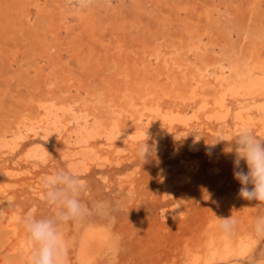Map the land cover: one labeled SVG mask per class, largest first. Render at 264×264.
<instances>
[{
	"label": "rangeland",
	"instance_id": "rangeland-1",
	"mask_svg": "<svg viewBox=\"0 0 264 264\" xmlns=\"http://www.w3.org/2000/svg\"><path fill=\"white\" fill-rule=\"evenodd\" d=\"M7 1L0 0V20L3 19L0 22V135L11 140L16 134L18 118L23 115L37 117L43 103L78 106L90 94L88 97L92 102L88 105L92 106L103 87H107L109 95L114 92L119 83L113 76L114 70L102 71L99 66L110 68L112 63L109 61L117 56L125 59L131 71L146 70L155 76L163 75L157 80L171 83L172 87L177 84L181 88L185 81L188 85L207 84L215 90L207 112H200V115L197 112V119L188 127L168 129L158 137L148 135L141 142H146L150 149L146 162L137 155L139 145L119 153L102 142L96 147L105 160L90 165L86 172L72 167L86 181L87 192L82 200L89 208V214L82 221L61 225L67 241V264H194L195 257L204 255V249H201L204 248L203 230L207 227L215 229L220 223L218 218L231 216L237 221L234 233L245 238L244 256L229 263L214 264H256L257 254L264 249V240L257 242L254 238V226L257 218L264 216V204L257 205L256 201L239 197L241 185L233 176L235 154L227 151L234 146L243 128L264 140V93L256 95L257 100L244 96L230 98L225 108L230 112L225 124L210 121V117L214 113L212 102L221 90L231 81H240L249 67L253 69L259 52L264 55V0L244 4L242 0H98L95 7L80 14L70 9L67 0H50L54 5L50 4V8L55 11L52 22L53 29L58 31L56 34L47 27L43 4L36 7L35 0H27L26 8H20L21 4L13 11L2 4ZM253 1L256 3L254 8ZM159 3L162 5L160 10L156 7ZM185 9L191 10L190 15L185 14ZM249 9H253L252 21L246 15ZM79 15L91 20L93 40L84 35L80 40L75 35ZM64 17L67 20L61 23ZM22 26H26L25 29ZM74 48L81 55L78 53L77 56ZM77 58L87 66L90 64L93 70L95 68V82L91 81L94 73L89 74L90 67L78 72ZM69 65L75 71L72 80L67 74ZM172 87L169 99L163 104L164 114L193 117L192 111L197 107L194 104L183 106ZM186 107L188 114L182 112ZM242 109L245 117L250 116L244 124L234 117ZM93 110V107L88 109L91 122L102 117L106 124L109 123L110 118L104 113ZM144 118L138 125L141 129L148 123ZM118 121L122 127L136 125L128 113L120 116ZM42 131L26 132L24 138L17 141L15 150L0 145V209L7 212L10 219L0 225V264H29L30 248L20 218L33 209L40 216L52 214L49 206L40 199V177L73 163L72 149L67 148L73 145L51 132ZM218 134L224 135V142H220ZM157 138L159 142L155 140ZM35 145L43 149L44 159H27L28 151ZM241 166L247 171L243 161ZM13 171L15 176H11ZM204 194L209 195L208 201L202 200ZM227 196L231 198V206L221 213L219 201ZM98 203L107 206L103 212L96 210ZM10 223L13 226L9 229ZM215 236L224 237L221 232ZM22 239L25 240L21 246H16ZM84 249L86 256L81 253ZM93 254L96 257L93 258Z\"/></svg>",
	"mask_w": 264,
	"mask_h": 264
},
{
	"label": "bare ground",
	"instance_id": "bare-ground-1",
	"mask_svg": "<svg viewBox=\"0 0 264 264\" xmlns=\"http://www.w3.org/2000/svg\"><path fill=\"white\" fill-rule=\"evenodd\" d=\"M28 1H30V0H28ZM155 1H158V0H155ZM197 1H200V0H197ZM197 1L194 2V3L197 4ZM19 2H21V3H19ZM26 2H27V0H8L7 2L2 3V4L5 6V8L6 7H9V8H12V10H13L14 7H18L21 4L22 5L20 6V8L22 6L26 8L27 7V5H26L27 3ZM184 2H187V0L184 1ZM248 2H251V0H242V4L248 3ZM40 4H43L44 9H45V10H42V12H44V11L47 12L45 14V16L47 18V22H48L47 25H49L47 27L50 28V31H52V34H56V32H58V31L56 29H53V28H55V26H54V23L52 22V21H54L53 19L55 17L54 16L55 13H53V12H55V11L52 12L51 11V8H50V6H51L50 4H52V2L50 0H35V6L36 7H39ZM255 5H256V3L253 1L252 2V7L254 8ZM52 6H54V5L52 4ZM154 6H155V4H154ZM189 6H190V4H189ZM156 7L158 8V10H160V8L162 7V5L159 3V4H157ZM190 9H185V14L187 16L190 15V11H191ZM197 11H200L201 12L202 10H197ZM63 13H64V11H63ZM6 14H9V13H6ZM21 14H23V13H21ZM24 14H25V12H24ZM238 14H240V13H238ZM163 15H165V14L163 13ZM236 15H237V13H236ZM246 15L248 17V20L249 21H252L253 20V15H254L253 9L247 10ZM211 18H212V15H211ZM1 20H3V19L1 18ZM1 20H0V22H1ZM64 20L66 21L67 18H65V17L62 18L60 20L61 23ZM79 21L80 22H79L78 27H76V31L74 30L75 31V35L77 36V38L81 40L82 36L84 35V36L89 37V38H91L93 40L95 34H94V26L92 25L91 20H88V18H86L83 15H79ZM258 21H260V20H258ZM25 22L26 21H24V23ZM209 23H211V22H209ZM25 24H22V25H25ZM217 24H218V22H217ZM16 25H17V23H16ZM19 25H21V23H19ZM44 25H45V23H44ZM252 25H254V24H252ZM18 26H17V29H18ZM24 27H26V26H24ZM24 27L22 26L21 28H24ZM256 27H257V25H256ZM259 27H261V26H259ZM10 30H12V29L10 28ZM49 32H48V34H49ZM198 33L200 34V32H198ZM189 34H190V31H189ZM245 36H243V37H245ZM172 37H174V36H172ZM48 38H50V37H48ZM175 38L177 39V37H175ZM56 39H57V37H56ZM116 45H117V43H116ZM241 46H242V44H241ZM251 47H253V46H251ZM78 48H79V46H78ZM89 48H92V47H89ZM71 50L73 51L72 48H71ZM75 50H76L75 53L78 56L81 52L79 53V50H77V49H75ZM81 50H83V49H81ZM247 50H248V48H247ZM92 51H90V52H92ZM162 51H160V52H162ZM181 51H183V50H181ZM87 52H89V50ZM83 54H84V52H83ZM246 54L248 55L247 51H246ZM258 54H259L258 56L256 55V57H257V59H256V66H254L253 69L250 70V67H249V70H247L248 67L245 66L247 68L246 69L247 71L245 72V74H243V76L241 75L242 78L240 79V81L239 80H238L239 82L237 80H236L237 82H232L231 81L230 83H228L225 86V88L223 90H221V93L219 94V96L217 98L215 97L216 99L213 98L214 100H213L212 104H213L214 110H212V111H214V113L210 117L211 118L210 121H214L215 120V121H218V123L223 122L224 124H225V121L227 122L226 119L229 118L228 116H229V113L230 112L228 113V111H226L227 109H225V108H227L226 105H228L227 102L229 101L230 98L233 99L234 96H240V98H241V96H244L246 98L247 97H252V98L254 97L255 98L256 95L261 94V93H264V55H263V53L260 54V52ZM157 56H158V53H157ZM161 56H162V54H161ZM230 56H231V54H230ZM248 57H249V55H248ZM93 58H94V56H93ZM77 59H78V61H77V63H78V69L77 70H78L79 73H80V70L81 71L83 69L84 70H87V69H89L88 67L91 66L90 64H89L90 66L89 65L87 66V63L86 64H83V63H81V61H80L79 58H77ZM150 59H152V58H150ZM236 60H238V59H236ZM249 60H248V63H250ZM90 62H91V60H90ZM146 62H147V60H146ZM155 62H156V60H155ZM172 62H173V60H172ZM225 62H227V61H225ZM109 63H112V66L110 68H106L105 66L104 67L103 66H99V69H101L102 71H106V70L107 71H111V70H114L113 71V74H114L113 76H115V78L119 82L118 84H116V88H115V91L114 92H112L109 95V94L106 93L107 92V87L106 88L103 87L104 90H101V92L99 94L100 96H98V98L96 99L95 102L93 101L94 104L92 106H89L88 105V104H91L90 102H92V99L88 97V95H90V94H88L87 97H85L84 100L80 101V105H78V106H76V105L75 106H70L69 104L66 105V104H63V103H62V105H60V104L57 105V104H55L53 102H51V103H49V102L48 103H43L42 106H41V109L37 112V114H38L37 117H34L33 118V117H29V116L26 117V116L23 115V116H21V117L18 118V121L16 122V125H15V132H16V134L13 135V139L12 140L10 138H8L7 136L0 135V139H1L0 140V145H2L3 148H11V150L12 149L15 150L17 148V144H18L17 141H19L20 139L24 138V134L26 132L33 131V130H37V129H39V130L41 129V131L43 130L42 131L43 133H44V131H45V133L51 132V133L55 134L57 137H60V138L62 137L63 139H65L66 140V143L68 145H73V147H68L67 146V148H69L70 150L72 149L71 152H73V156L71 155L72 156L71 157L72 158V162H73L71 167H73L75 170H80L82 172L84 170L86 172L88 170V168H89L90 165L97 164L98 162L103 161V159L104 160L106 159L104 157V155L101 154L97 150V147L96 146L98 144H101L103 142L104 145H105V147L106 146H110L113 149L117 150V152H119V153H122V152L125 153L124 151L127 150L126 148L131 147V146L134 147V146L140 145L142 141H145V139H147V136L148 135L155 134V136L158 137V135L162 134L163 131L168 130V129H173V128H176V127H182V128L185 127L186 128V127L189 126V124L191 122H193V121H195L197 119V118L195 119L197 112H198V114L200 112H201V114L202 113L205 114L207 112V109L209 107L208 104H209V100L211 98V94H213L214 91H215L213 88L209 87V85L207 86V84L204 85V84H201V83L196 82V81H195L196 83L194 85H192L193 83L191 85H188V84H185V81L183 80L184 83L181 85V88H178V85L177 84H175V85L173 84L174 86L172 87V86H170L171 83H164V82H162L160 80H157L158 77H162L163 75L155 76V75H152L149 71H146V70H143V71H140V72L139 71H136V72L131 71L132 69L127 64V62L125 61V59L122 58V56L115 57L113 60H110ZM243 63H245V62H243ZM26 64H27V62H26ZM68 64H71V63H68ZM168 64H167V66H168ZM253 64L255 65V63H253ZM235 65H237V64H235ZM94 66H96V65H94ZM170 66H172V65H170ZM224 66H226V65H224ZM239 67H240V65H239ZM96 68H97L96 70H98V67H96ZM181 68H183V67H181ZM171 69H172V67H171ZM89 70H91L90 73H89L90 75H92L94 73L93 76H92L93 78L91 77L92 78L91 81L93 83V81L94 82L96 81L95 80V77H96L95 75H97V74H96V72H94L95 68L93 70L90 67ZM27 71H30L29 68L27 69ZM42 71H43V69H42ZM68 71L69 72L67 74L70 77L69 79L72 80V78L75 77V71H74V69L70 68V65L68 67ZM218 72H220V71H218ZM221 72H222V70H221ZM235 72H237V71H235ZM238 74H240V73H238ZM216 75H217V73H216ZM184 76H185V74H184ZM238 78H239V75H238ZM104 79H106V78H104ZM232 79H234V78H232ZM187 80L189 81V79H187ZM205 80H207V79H205ZM200 81H202V80H200ZM111 82L112 81H110V83ZM90 84H91V82H90ZM111 87H112V85H111ZM170 87H172L175 90V95L177 96V98H179V99H177V98L176 99L179 100L183 106H187L189 104H194L197 107L196 110H193L192 111L193 112V117H186L184 115L182 118H178L173 113H170V115L169 114H167V115L164 114V112L162 110L163 109V104H164V101H166L167 99H169V97L171 95ZM108 88H110V87H108ZM89 91H91V90L89 89ZM87 93H89V92L87 91ZM260 97H262V96H260ZM235 99L237 100L238 98H235ZM42 100H43V98H42ZM247 101H249V100H247ZM252 101H253V99H252ZM238 102L240 103V101H238ZM238 102L236 101L237 104H239ZM244 102H245V99H244ZM242 103H241V105H243ZM247 103H245V104H247ZM253 105H254V103H253ZM259 106H260V103H259ZM89 107H93L94 108L93 111H96V113H97V111L104 113L107 116L106 118H110L109 123L106 124L105 123V119H103L102 117H99V118L95 119V121L91 122L92 120L90 121V119H89L90 116L88 114ZM187 107H186V109L183 108L184 110L182 112L184 114H188L186 112L188 110ZM228 107H230V106H228ZM244 107H247V106H244ZM254 108H255V105H254ZM181 109H182V107H181ZM256 109H255V111H256ZM189 110H190V108H189ZM261 111H263V110H261ZM261 111H259V112H261ZM168 112H170V111H168ZM124 113L130 114V117L132 119V122L134 124H136V125H134V126L133 125L132 126L130 125L131 126L130 128H128L127 126H123L122 127L119 124L118 118L120 116H122ZM262 114H264V113H262ZM144 117L147 118L148 123H147V126L146 127H144L143 129H141V127L138 126V125H140V124L143 123V120L145 119ZM234 117H236L235 119L238 120V122L241 123V124L246 123L247 120H249V118H250L249 115H247L246 117L244 116L243 109H242V111H237V113H236V115ZM262 121H264V119H262ZM262 123H263L262 126H264V122H262ZM236 124H238V123H236ZM45 135L48 136L47 134H45ZM155 140L157 142H159V139L158 138L155 139ZM11 143H12V145H11ZM192 146L195 148V144H192ZM120 151H122V152H120ZM35 157L41 158V159H44V157H45V153H44L43 149L40 148V147H38V146H36V145L33 146L32 148H30V150L28 151L27 159H29V158H35ZM12 173H13V175H11V176H15V172L13 171ZM30 186H31L32 189H36V187L34 185H30ZM208 198H209V195L206 194L205 196L202 197V200L203 201H208ZM219 202L221 203V206H222V209L221 208L219 209L221 213L223 212V210H224V212H226V209H228L229 206H231L230 205L231 204V198H229L228 196L227 197H224V198H221ZM1 208H3V207H1ZM6 211H8V209ZM9 213H10V211H9ZM3 223H5V221H0V225H3ZM11 226H13V223H10V224L7 225V227H9V229H10ZM4 228H6V227L4 226ZM210 228L209 227L205 228L203 230L204 231V234L201 233V234H203V238L201 240H202L203 245H204V248H201V249H204V255L203 256H197V257H195L194 264H214L215 262L225 263V262H228L230 260L240 259V258H242L244 256V247H243V245L245 243V238H243L240 235L236 234V232L233 233L232 235L228 236V237L218 238L215 235L220 232V230L218 229L219 227L215 228V229H218V230L210 229ZM200 236L202 237V235H200ZM8 237H10V236H8ZM198 239H200V238H198ZM24 240L25 239H22V241L17 242L16 243V246H21V244H22V242ZM200 244H201V241H200ZM203 245L201 244L202 247H203ZM13 246H15V245H13ZM88 249L89 248L86 247V251H89ZM86 251L84 249V251L81 252V253H83V255H85L87 253ZM92 251H94V250H92ZM96 251H99V250L97 249ZM94 255L95 254L92 255L93 258H94ZM95 257H96V255H95ZM88 260H90V258Z\"/></svg>",
	"mask_w": 264,
	"mask_h": 264
},
{
	"label": "clouds",
	"instance_id": "clouds-1",
	"mask_svg": "<svg viewBox=\"0 0 264 264\" xmlns=\"http://www.w3.org/2000/svg\"><path fill=\"white\" fill-rule=\"evenodd\" d=\"M75 13H85L96 6L98 0H67ZM224 142V135L218 134ZM234 153L233 176L241 185L239 197L247 201L264 204V140L258 138L250 129L243 128L234 141V146L228 149ZM150 154L146 142L140 144L137 155L146 162ZM244 162L247 171L241 166ZM40 199L51 209V215L40 216L35 210H29L20 218V226L30 248L29 264H67V241L61 230V225L69 221H82L89 208L82 200L87 192V184L80 174L71 166L56 168L40 177ZM107 206L96 205V210L103 212ZM8 214L0 209V221H7ZM218 227L224 237L232 235L237 221L233 216L218 218ZM254 238L257 242L264 240V216L258 217L254 226ZM256 264H264V249L256 257Z\"/></svg>",
	"mask_w": 264,
	"mask_h": 264
}]
</instances>
